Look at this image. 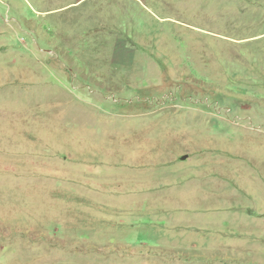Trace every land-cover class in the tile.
<instances>
[{
    "label": "rangeland",
    "instance_id": "rangeland-1",
    "mask_svg": "<svg viewBox=\"0 0 264 264\" xmlns=\"http://www.w3.org/2000/svg\"><path fill=\"white\" fill-rule=\"evenodd\" d=\"M0 264H264V0H0Z\"/></svg>",
    "mask_w": 264,
    "mask_h": 264
}]
</instances>
